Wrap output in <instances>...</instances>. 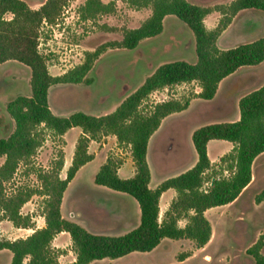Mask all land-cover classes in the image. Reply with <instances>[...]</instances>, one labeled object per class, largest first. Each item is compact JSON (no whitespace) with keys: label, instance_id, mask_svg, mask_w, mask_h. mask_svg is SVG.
<instances>
[{"label":"trees","instance_id":"16d2710c","mask_svg":"<svg viewBox=\"0 0 264 264\" xmlns=\"http://www.w3.org/2000/svg\"><path fill=\"white\" fill-rule=\"evenodd\" d=\"M70 0H43L37 8L24 0H0V64L14 60L30 71V94H19L6 104V112L14 122L12 131L0 138V219L13 226L31 228L32 216L21 213V207L32 195L43 196L44 225L33 228L26 237H0V249L11 254L9 264H59V250L52 246L60 232L70 235L75 259L69 264H87L105 257L118 258L133 251L154 249L163 238L189 239L197 247L204 246L211 236V225L204 212L212 207L233 202L249 185L252 164L264 152V84L249 91L238 100L239 117L232 121L210 122L194 129L191 141L197 153L196 162L187 170L164 179L155 188L149 187L150 171L146 160L150 136L159 127L162 118L187 108L189 100L168 99L157 102L148 110L140 107L149 93L176 84L197 82V97L209 101L217 92L220 81L242 66L258 65L264 61V35L249 42L221 49L216 41L232 17L243 9L264 12V0H232L228 5L202 6L188 0H122L131 7H149L150 15L140 25L123 31L120 40L104 43L87 51L82 63L61 75L48 70L47 57L38 50L42 24L54 23ZM115 1L86 0L81 7L83 17L111 13ZM218 10L224 19L208 29L204 17ZM11 14L6 18V14ZM175 16L191 31L194 38L196 61L177 59L159 64L143 83L128 93L110 112L92 115L83 110L68 115L55 114L49 106V89L57 84H76L85 79L93 61L106 47L133 50L147 39L163 31V19ZM80 127L71 163L64 178L60 171L64 154L58 156L47 169H39L37 187H18L7 191L21 162H29L44 141V131L62 136L68 129ZM115 135L117 143L128 145L134 163L132 177L122 178L117 168L121 158L108 156L95 174L94 182L116 192L133 197L140 209L139 224L122 234L95 233L78 222L67 219L61 212L63 193L77 170L90 161L89 142L102 135ZM222 139L232 143L229 151L219 157L217 167L227 175L206 176L212 168L207 154V143ZM220 172V173H221ZM208 183L205 187L204 184ZM174 188L175 198L159 220V198L163 191ZM264 199V188L256 194V203ZM186 218L184 226L178 221ZM260 236L246 249L254 264H264ZM188 254L184 255V258Z\"/></svg>","mask_w":264,"mask_h":264},{"label":"rangeland","instance_id":"374dc122","mask_svg":"<svg viewBox=\"0 0 264 264\" xmlns=\"http://www.w3.org/2000/svg\"><path fill=\"white\" fill-rule=\"evenodd\" d=\"M24 1L33 8L43 0ZM101 1L107 3L110 0ZM188 1L214 7L228 5L232 0ZM85 2L86 0H70L54 23L44 22L40 27L38 50L46 55L48 70L52 75H61L82 63L87 51H93L104 43L120 40L125 29L137 27L151 12L149 7L136 9L125 1L116 0L113 12L83 17L81 7ZM5 17L10 18L11 14L8 13ZM224 18L225 16L218 10H213L204 17V24L208 27L212 19L214 28L218 21ZM263 35L264 12L243 9L232 17L216 44L219 48H228ZM177 59L191 63L196 61L194 38L184 23L173 16H168L161 34L143 40L137 48L125 50L106 47L93 61L91 70L85 76L86 80L76 84H57L50 87L49 106L58 115H68L77 110L92 115L110 112L128 93L141 85L146 76L159 64ZM29 79L30 71L26 66L14 60L0 64V138L6 137L14 127L13 120L6 112V104L19 94H30ZM262 84H264V61L258 65L238 68L222 83L213 101L193 100L181 111L173 120L174 128L164 132L160 142H155L154 147L159 144L166 147L175 139L180 149L184 151L188 130L210 122L236 120L239 117V98ZM197 86V82L191 81L158 89L157 92L148 94L140 108L146 111L155 102L168 99H176L180 102L188 99L190 102L197 97ZM77 131L76 127L70 128L64 139L63 136H55L49 130H45L42 145L29 162L19 164L13 179L6 184L7 191L12 192L18 187L39 186L38 170L49 168L59 151L63 152L65 163V153L67 156L72 154L71 143ZM189 141L192 144L190 137ZM229 145L226 140H210L208 143L210 157L217 158ZM118 146L121 150H116V146H113L109 156L118 159L123 157L122 153L126 148L124 145L118 144ZM2 161L3 158L0 159V162ZM218 162L219 158L212 163V168L206 172L207 177L227 175L226 171L221 172L217 167ZM98 163L99 158H95L76 172L63 193L62 214L65 218L73 219L83 226H91L103 232H120L123 228L116 227L114 223L99 226L89 219L94 214L100 217L108 213L115 215L120 207V199L114 196L100 197L94 193V189L113 191L94 182ZM67 168L68 166L65 165L62 167L60 177H65ZM207 185L206 182L204 186ZM263 188L264 152L254 160L251 182L241 194L233 202L215 206L205 212L211 225V236L202 248L197 247L189 239L163 238L151 251H135L118 258L105 257L87 264H254L246 249L260 236L264 240V199L259 203L255 201L256 194ZM43 199V196L34 194L21 207V213L32 216V229L44 224ZM130 199L132 213L139 219V205L134 198ZM185 223V218L178 222L180 226ZM26 233L29 231H19L17 234ZM54 243L52 246L59 250V264H69L74 261L75 254L71 249L68 233L59 236ZM261 251L264 254V245ZM185 254L188 256L184 258ZM11 257L9 250H0V264H8Z\"/></svg>","mask_w":264,"mask_h":264},{"label":"crops","instance_id":"0c3cea01","mask_svg":"<svg viewBox=\"0 0 264 264\" xmlns=\"http://www.w3.org/2000/svg\"><path fill=\"white\" fill-rule=\"evenodd\" d=\"M38 6H35L33 8H37ZM168 16H173V15H167V16L164 17L163 26H164L165 20H166V18ZM173 17L176 18L175 16H173ZM210 24L211 25H209L207 27L208 29H212L213 28L212 27V24H213V20L212 19H210ZM221 49H225V48H221ZM233 74H230L229 76L223 78L220 81V83L218 85L217 92H216V94H215V96H214V98L212 100L206 101V100H203V99H201L199 97H196V98L190 100L188 106L191 104V102L193 100H198V102H211V101H213L216 98V96L218 95V91H219L220 86L222 85V83H224ZM197 87H198V89L196 90V94L200 91V86L198 85ZM180 112L181 111L173 112V113L165 116L164 118H162L159 127L155 130V132L149 138L148 145H147V151H146V160H147L149 171H150V180H149V187L150 188H155L164 179H166L168 177L175 176V175L187 170L197 160V153H196V151L194 149L193 144H191L190 141H189V137L191 138L192 132L194 131L195 128L194 129H190V130H188L186 132V134H187L186 139L187 140H186V147H184L186 151L185 150L182 151L180 149V146L178 145L177 140H175V139L171 140L166 145V147H163V145H161V144H159L156 147H154L155 142H158V141L160 142V138H161V136H162V134L164 132H169L171 129L174 128V126L172 125L173 120L179 115ZM76 128H78V131H77L76 135L74 136V138L72 140V143H71L73 151H74V146H75L76 139L81 134V128L80 127H76ZM69 130H67L62 135L64 139H66V134H67V132ZM208 143H207V154H208V157H209L211 163H213L216 160H218V158L222 154H224V152L228 151L232 147V143L229 142V144H230L229 147L222 154H220L217 158H211L210 155H209V151H208ZM113 146H116V150H121V147L118 146L117 139H116L115 135H112V134L102 135L100 138L95 139V140H91L89 142L88 152L93 155V158L90 161H88V162L93 161L95 158H99V163H98L99 166H98L96 172L98 171V169L101 166V164H103L106 161L107 157L111 154L110 150L113 148ZM124 146H125L126 150H125L124 153H122L123 157L122 156L120 157L122 159V163L117 168V173L122 178H129V177H132L134 175L135 167H134V163H133L132 158H131V153H130L129 146L128 145H124ZM73 151H72V154L70 156H67V153H65V163L63 164V166L64 165L65 166H69L70 165L71 159H72V155H73ZM157 153H159V155H156ZM84 165H82L81 167H83ZM72 179H71V181H72ZM70 182L68 183V185L70 184ZM94 193L97 194V196H100V197H103V196H105V197L114 196V197L120 199V201H119L120 202L119 203L120 207H119V212L116 213L115 215H112L111 213H108V214H105L104 216L100 217L97 214H94V216H91V218L89 217V219L91 221H93L94 223H96V225H99V226H103V225H108V224L114 223V224H116V227H122L123 230L120 231V232H116V233L103 232L102 230H99V229H96V228H93L91 226H87V225L84 224L85 228H87L88 230H90L92 232H95V233L122 234V233L127 232L130 229L136 227L139 224L140 217L138 219V216L136 214L132 213L131 199H130L131 196L130 195L125 194V193H121V192H116V191H112V192L110 191L109 192V191H105L104 189H94ZM175 196H176V191H175L174 188H168V189H166L165 191H163L161 193L160 198H159V220H161L160 219V215H162V217H163L165 211L168 209V207L170 205V202L175 198ZM209 209H207V210H209ZM61 212H62V210H61ZM205 212H204V214H205ZM67 219H69V218H67ZM71 220H73V219H71ZM43 225H39V226H37V228L41 227ZM19 231H29V233H26L25 235H18L17 233ZM32 231H33L32 228L15 227V226H13V224L9 220L0 219V237H4V238H8V239H15V238H18V237H26ZM62 234L66 235L67 232L58 233L53 238L52 243L55 244L54 243L55 240L59 236H61ZM199 248H202V247H199ZM0 250H2V249H0ZM133 252H135V251H133ZM10 260H11V258H10ZM9 262H8V264H9Z\"/></svg>","mask_w":264,"mask_h":264},{"label":"built area","instance_id":"2783aa9c","mask_svg":"<svg viewBox=\"0 0 264 264\" xmlns=\"http://www.w3.org/2000/svg\"><path fill=\"white\" fill-rule=\"evenodd\" d=\"M164 88H165V87H164ZM157 91H158V89L154 90V93L157 92ZM152 92H153V91H152ZM152 92H151V93H152ZM162 101H164V100H162ZM160 102H161V101H160ZM155 103H157V102H155Z\"/></svg>","mask_w":264,"mask_h":264}]
</instances>
